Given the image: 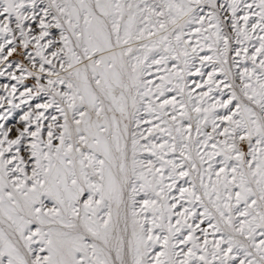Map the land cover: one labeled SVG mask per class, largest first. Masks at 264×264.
<instances>
[{"label":"snow or ice","instance_id":"obj_1","mask_svg":"<svg viewBox=\"0 0 264 264\" xmlns=\"http://www.w3.org/2000/svg\"><path fill=\"white\" fill-rule=\"evenodd\" d=\"M0 264H264V0H0Z\"/></svg>","mask_w":264,"mask_h":264}]
</instances>
